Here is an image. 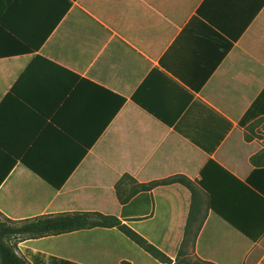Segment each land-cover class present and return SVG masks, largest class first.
<instances>
[{"label":"crops","instance_id":"obj_1","mask_svg":"<svg viewBox=\"0 0 264 264\" xmlns=\"http://www.w3.org/2000/svg\"><path fill=\"white\" fill-rule=\"evenodd\" d=\"M263 151L264 0H0L5 220L120 217L123 175L200 182L214 162L194 256L264 264V172L247 182L264 170V156L251 161ZM153 198V215L127 224L176 262L192 193L172 184ZM15 250L27 261L30 250L76 264H161L117 229L19 239Z\"/></svg>","mask_w":264,"mask_h":264},{"label":"trees","instance_id":"obj_2","mask_svg":"<svg viewBox=\"0 0 264 264\" xmlns=\"http://www.w3.org/2000/svg\"><path fill=\"white\" fill-rule=\"evenodd\" d=\"M230 48L231 45L227 51ZM226 124L228 125V129L221 137L220 142L232 127L230 123ZM247 140H249L248 137ZM262 156H264V151L254 156L251 159L252 163L258 166ZM212 164L214 162H210L205 168L200 182L191 181L184 176H175L166 180L140 183L128 174L123 175L115 186L117 199L123 207L120 217L105 215L99 212H69L45 215L23 221L6 219L5 222H0V264H52V261L60 264H76L41 253L33 254L30 250H26V255L29 258V261H27L26 258L18 255L14 246L9 243V239L13 237L40 239L96 228L119 230L135 245L161 264H213L194 256L195 243L206 218L201 208L200 193L203 191L209 195L212 193V188L206 175ZM258 171L264 172V170H255L247 181L249 184H255L254 176L258 174ZM172 184H181L192 193V204L185 228L184 240L176 262H173L157 246L149 242L127 224V221L150 218L154 212L153 191L158 187ZM261 190L264 191V188L261 187ZM251 239L255 240L256 238ZM123 264L131 263L124 261Z\"/></svg>","mask_w":264,"mask_h":264},{"label":"rangeland","instance_id":"obj_3","mask_svg":"<svg viewBox=\"0 0 264 264\" xmlns=\"http://www.w3.org/2000/svg\"><path fill=\"white\" fill-rule=\"evenodd\" d=\"M0 222H5V219L0 215ZM122 236V235H121ZM19 239H22L21 237H13V238H10L9 239V243L12 244L15 247H17V244H18V241ZM109 240V239H108ZM78 242L80 243V248H81V253L84 252V250L82 249L83 248V239H79ZM76 242V243H78ZM106 251H101V252H97V255L96 257H99V259H106L105 257H108V256H112V248L111 246H106ZM107 249L109 250L110 249V252L107 251ZM108 252V253H107ZM110 254V255H109ZM115 255L117 256V254L115 253ZM129 255H133L132 252H129ZM112 259H114V256L113 257H110L109 258V261H111ZM100 260V262H101ZM104 261V260H103ZM113 261V260H112ZM102 263V262H101ZM104 264V263H102ZM106 264H109L108 262ZM112 264H116L115 261L112 262Z\"/></svg>","mask_w":264,"mask_h":264}]
</instances>
